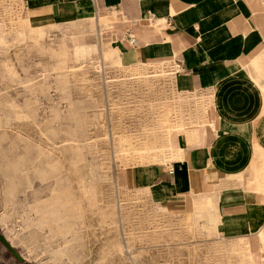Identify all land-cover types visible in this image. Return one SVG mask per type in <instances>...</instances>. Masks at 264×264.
Returning <instances> with one entry per match:
<instances>
[{
    "label": "rangeland",
    "instance_id": "1",
    "mask_svg": "<svg viewBox=\"0 0 264 264\" xmlns=\"http://www.w3.org/2000/svg\"><path fill=\"white\" fill-rule=\"evenodd\" d=\"M24 19L21 0H0V264H246L209 219L167 213L128 179L124 165L166 158L180 124L167 66L106 55L93 22L37 36ZM20 161L33 167L17 182Z\"/></svg>",
    "mask_w": 264,
    "mask_h": 264
},
{
    "label": "crops",
    "instance_id": "2",
    "mask_svg": "<svg viewBox=\"0 0 264 264\" xmlns=\"http://www.w3.org/2000/svg\"><path fill=\"white\" fill-rule=\"evenodd\" d=\"M21 2L24 28L37 36L93 22L106 55L118 50L126 64L177 63L182 117L168 134L167 156L124 165L133 167L128 179L167 213L209 219L230 247L244 251L246 264H264V0ZM22 36L20 29L14 39ZM94 49L80 43L75 52ZM199 99L207 111L199 112ZM15 167L10 176L20 182L33 165ZM39 199L32 190L23 200Z\"/></svg>",
    "mask_w": 264,
    "mask_h": 264
},
{
    "label": "bare ground",
    "instance_id": "3",
    "mask_svg": "<svg viewBox=\"0 0 264 264\" xmlns=\"http://www.w3.org/2000/svg\"><path fill=\"white\" fill-rule=\"evenodd\" d=\"M149 65H164V66H167V69H168V72L167 73H169L170 75H173V77H174V74L176 73V72H178L179 71V66L177 65V63H175V62H170V63H163V64H149ZM100 69H98V72H102V73H104L105 72V68L106 67H104V66H101V67H99ZM130 67H128V66H126V67H124V68H121V69H118V70H120V71H122L123 73L122 74H131V71H130V69H129ZM110 69H115V68H107V70H109V71H107L108 73L110 72ZM174 79V78H173ZM172 90H173V92H174V94H175V86H174V82H173V86H172Z\"/></svg>",
    "mask_w": 264,
    "mask_h": 264
}]
</instances>
